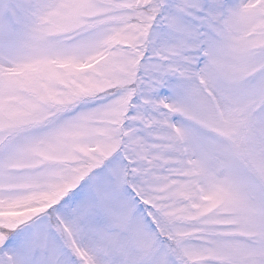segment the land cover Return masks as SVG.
I'll use <instances>...</instances> for the list:
<instances>
[{"label":"snow or ice","instance_id":"1","mask_svg":"<svg viewBox=\"0 0 264 264\" xmlns=\"http://www.w3.org/2000/svg\"><path fill=\"white\" fill-rule=\"evenodd\" d=\"M0 264H264V0H0Z\"/></svg>","mask_w":264,"mask_h":264}]
</instances>
